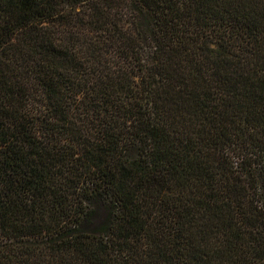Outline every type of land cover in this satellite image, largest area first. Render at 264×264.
<instances>
[{
  "label": "trees",
  "instance_id": "1",
  "mask_svg": "<svg viewBox=\"0 0 264 264\" xmlns=\"http://www.w3.org/2000/svg\"><path fill=\"white\" fill-rule=\"evenodd\" d=\"M0 264H264V0H0Z\"/></svg>",
  "mask_w": 264,
  "mask_h": 264
}]
</instances>
